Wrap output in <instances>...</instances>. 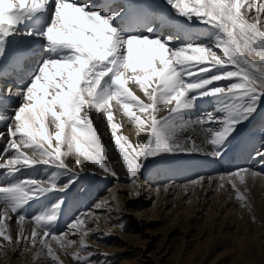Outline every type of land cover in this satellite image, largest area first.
Returning <instances> with one entry per match:
<instances>
[{"label":"snow or ice","instance_id":"snow-or-ice-1","mask_svg":"<svg viewBox=\"0 0 264 264\" xmlns=\"http://www.w3.org/2000/svg\"><path fill=\"white\" fill-rule=\"evenodd\" d=\"M130 2L126 0L120 12L105 16L93 10L92 0H0V63L8 38L17 35L23 23L49 8L53 12L43 33H19L47 43L48 57L38 74L27 87H0V123L6 125L0 131V172L14 177L47 166L72 177L66 185L56 177L31 176L0 184V248L4 242L39 244L38 257L46 254L60 264L50 241L62 248L73 246L77 241L66 237L81 233L79 244L87 250L82 217L90 209L78 210L59 231L58 220L69 209L63 199L31 216L26 210L48 193L68 188L78 177L76 169L85 170L84 162L117 177L94 118L106 122L130 183H137L141 175L171 156L204 153L223 159L240 126L264 104V25L258 16L252 23L245 14L254 7L257 13L264 12V4L256 5L255 0H165L176 17L207 30V43L190 37V42L177 45L171 36L154 35L153 27L147 28L148 35H126L115 26ZM205 98L214 101V108L195 115L198 102ZM164 112L167 115L161 116ZM124 117L135 127V142L121 131ZM186 133H195L200 142ZM67 156L75 158L76 168L66 163ZM262 157L264 152L257 151L252 158L264 163ZM262 173L238 166L219 174V186L230 183L237 202L247 207L237 180L244 185L246 176L254 179ZM203 180L197 177L191 183L199 185ZM13 215L19 226L15 237L9 230ZM26 220L32 225L30 232L24 227ZM73 258L78 264H90L78 253Z\"/></svg>","mask_w":264,"mask_h":264},{"label":"rangeland","instance_id":"rangeland-1","mask_svg":"<svg viewBox=\"0 0 264 264\" xmlns=\"http://www.w3.org/2000/svg\"><path fill=\"white\" fill-rule=\"evenodd\" d=\"M263 1L259 0L258 2L261 4ZM251 16L255 22L254 14ZM260 18L263 25L264 12L260 14ZM169 31L166 32L169 33ZM255 59L259 58L255 57ZM263 118L264 104L261 105L255 116V124L258 123L257 120H261L260 123L257 126L254 124L253 126L251 124V127L248 126L243 131V137L241 136L237 147L233 148V163H236L240 158L245 162L241 166L264 170V163L257 159L253 162L251 156L257 151L264 152ZM259 128H262V134H258ZM244 142H248V144ZM254 143L256 144L254 145ZM260 159L264 160V157ZM159 166H162L167 173L172 172L169 173L170 176L171 174L175 175L171 170L172 167L165 162L150 170L151 174L158 175L162 170L158 169ZM229 170L212 172V175L209 173V176L213 177L217 174L219 176V173L226 174ZM146 173L139 177L137 183H130V177L117 180L101 178L106 187H103L104 190L101 188L99 192L90 194L82 209H90L82 217L85 221L82 231L88 233L87 236H84V242L88 248L82 250L79 244L81 233L70 234L66 239L75 240L77 243L69 247H60V252L63 251V254H56L60 264H78V260L73 258L77 253L82 261L90 260V264H264V173L256 177L261 179V188L258 192L254 189V179L256 178L248 177L244 185L239 184L237 180L241 193L246 197L247 207L237 202L231 184L220 188L219 181L214 179L206 181L208 180L206 179L198 188L199 193H195L182 187V185H187L188 181L177 184L171 179L159 184V182H153L151 178H146ZM81 176L84 177L82 180L87 182L92 179L93 173L86 171ZM205 176L203 178H209L208 175ZM176 184L181 187L176 188L178 191L169 188L177 186ZM132 189L135 190L132 191ZM157 189L159 190L157 191ZM185 190L188 191L183 192ZM199 194H204L209 198H216L223 194L225 207L222 209L219 207L220 205L214 204L216 206L213 209L210 206L212 202H210L204 209L198 210L196 203L198 204L199 201L196 202L195 196ZM182 198L183 200H180ZM97 202L102 204L100 208H95L94 205ZM188 210L190 219L186 222V217L183 216L185 214L182 212ZM214 215L216 217L212 222ZM68 218L64 215L60 217L58 231L63 229ZM205 222L207 225L212 224V229L211 231L204 230L198 237L199 231L197 230ZM171 223L178 224L179 232L168 241L166 230ZM216 223L217 225L223 224L222 229L216 228ZM157 231L160 232V235ZM55 244L57 243L55 242ZM25 248L27 251L24 250ZM7 251L5 247L0 248V264H19L22 262L20 260L22 257L29 259L28 261L32 264H57L46 254L37 256L42 252L39 244L35 247L24 245L23 249L17 253L11 252L10 254ZM89 253H91L90 257Z\"/></svg>","mask_w":264,"mask_h":264},{"label":"bare ground","instance_id":"bare-ground-1","mask_svg":"<svg viewBox=\"0 0 264 264\" xmlns=\"http://www.w3.org/2000/svg\"><path fill=\"white\" fill-rule=\"evenodd\" d=\"M156 1L160 3V7L158 10L155 11V14L156 13L158 14L159 11H161L162 14L165 15V17L160 18V24L158 26V29H156L154 31V33H153L154 35L161 36V33L163 30L169 29V30H171L170 35H172L173 39L177 41V45H179L180 43H184V42H190V40H189L190 37H200L201 39L199 42H203V43L208 42V40L204 39V34L207 30L204 29L203 26H199V25L194 26V25H190V24L183 22L181 18L176 17L175 13L169 9V7L165 4V0H156ZM258 1L259 0H255L256 5H260ZM250 2H251V0H250ZM261 4H264V1L261 2ZM261 13L262 12L257 13L255 11V7H254L252 11L246 12L245 14L248 16L250 22L255 23L257 16L259 17V19L261 21V18H260ZM253 14H254L255 22H254L253 17L251 16ZM262 22L264 23V18L262 19ZM263 30H264V27H263ZM174 32H177L179 35L173 36ZM18 35L21 36L20 34H18ZM24 37H26V36L22 35L21 38L24 39ZM41 65H42V63L38 66L37 71H39V67ZM130 87H133L134 90H136L135 86L130 85ZM137 93L139 95H141L142 98H144L143 94L140 93L138 90H137ZM11 103L13 106H17L15 101H13ZM214 106H215L214 101H212L211 98H205V100L198 102V108L196 109L194 114L199 115L201 110L211 111L214 108ZM256 114L248 122H246L245 124L240 126V128L238 129V132L236 134L235 139L232 140V143L229 145L226 156L223 159H214V158L209 157L208 155H205L204 153H193L190 155L171 156V157H168V158L162 160V162H165V163H167V165H170L173 168V169L171 168V170L174 171L175 175L173 174V176H172V174H171V176H170L169 173H172V172L167 173L166 170H164V168H163L159 172L158 175L154 176L153 174H151V171H149L145 174V177L148 179L151 178L153 182H155V183L159 182V184H163V183H165L171 179H173V182L177 183V184H182V183H185L184 181H188V183H186L188 190H190L191 192L199 193L198 188H200L202 186V183L197 185V184H193L191 182L194 181L197 177H203L205 175H206L205 177H207V175H208L209 178H204L203 182H205L206 179H208L206 181H211L213 179L219 181L218 174H217V176L213 175V177H210L209 173H211V175H212V172L214 173L217 170L222 172L221 169L224 168L227 164H229L230 150L233 146H235L239 143L241 136L243 135V131L248 126H250L251 124H252V126H253V124L257 126V124L259 123L258 122L255 124ZM160 115L161 116L167 115V112L161 113ZM117 119L119 120V119H121V117L118 115ZM262 122H263L262 124H264V121H262ZM94 124L97 127L98 131L102 134V140H103L104 144L108 147V163H109V166L117 173V177L119 179L129 178V176L126 173V168L124 167L122 160L118 155V152L113 148L112 140L110 138V134H109V131L107 129L106 122H101L100 120H96L94 118ZM123 124H124V127L121 130L122 133L124 135H127L131 141L135 142L136 141L135 127L127 122L126 117L123 118ZM253 128L255 129L256 127H253ZM5 130H6V125L3 123H0V131H5ZM256 131H257V129H256ZM261 131H262V128H259L258 134H262ZM188 134L193 135V138L197 139V143L200 142L201 137L197 136L195 133H186V135H188ZM143 135L144 134L142 133L141 138H143ZM246 143L248 144V142H246ZM255 144L256 143H254V145ZM205 147L210 148L209 145H206ZM2 148H3V142H0V155H3ZM240 149H241V147H240ZM253 154L254 153H252V155H251L252 157H253ZM64 159H65L66 163H68L70 166H73L74 168H76L74 157L67 156V157H64ZM195 161L197 162V164H196L197 167L194 165ZM253 162H255V159H253ZM227 166L229 168L231 167V165L230 166L227 165ZM83 168L85 169L84 171H79L78 168L76 169L78 172V177L74 183L69 185L68 188L64 189L63 191L50 192L43 198L42 201L32 202L27 207L26 215L31 216V215L37 214V213L43 211L45 208H50L58 200L63 199L69 205V209L64 211L61 214V216L62 215L67 216V217L73 216L78 210L83 209V207L87 203L86 201H87V198H89L90 194L97 193V192H99V189L106 187L103 185L104 180L102 183L101 178L103 179V177H107L109 179H116V180L118 179L117 177H113L112 175L105 173L103 170L99 169L97 166L92 165L88 162L83 163ZM86 171L93 173L92 179L90 181H87V182L83 181L82 178L84 179V177L81 176V174L83 172H86ZM164 174H167V176H164ZM25 176H31V177L38 178V179H51L53 177H56L58 179V182L61 185L68 184L69 181L72 179L70 174H61V173H58L56 171V169H54V168H49L47 166H38L36 169H28V170L22 171L14 177L9 176L6 171L0 172V184H8V183H11L12 180H14V179H20V178H23ZM160 176H162L163 178L160 179ZM247 178H248V176H246V179ZM260 181H261L260 178L254 179V186H255L254 189L256 192H258L261 188ZM106 183H105V185H106ZM228 184H230V183L225 182V186H227ZM219 185H220V181H219ZM182 187L185 188V185L184 186L182 185ZM169 188L177 190L176 188H181V187H179L177 185V186H170ZM165 189H168V188H165ZM103 190H104V188H103ZM133 190H135V189H132V191ZM188 190H185L183 192H187ZM204 193H205V191H204ZM146 195H145V197H146ZM203 195L204 194H201V195L199 194V195L195 196L196 202L199 201L198 204L196 203V206H198L197 207L198 210L204 209L206 207V205L209 204L210 202H212L210 204V206L213 209L216 206L214 204H217V206L220 205L219 207L222 209H223V207H225V202H223V199H224L223 194L216 196V198H214V197L209 198L206 195H204V196ZM180 200H183V198ZM162 205H164V204H162ZM182 213L185 214L183 216H184V218L186 217L185 218L186 222L189 221L190 211L188 210V211H184ZM158 214H160V213H158ZM162 215L164 216V214H162ZM209 216H210V213H209ZM215 217H216V215L213 216L212 222L214 221ZM16 220H17L16 215H13L11 221H9V223H10V229L9 230L11 231V233L14 237H15L17 230H18V227H19L16 223ZM24 227H25L26 231L30 232L32 225L26 220ZM197 227H199V226H197ZM215 227L216 228L220 227V229H222L223 224L217 225V223H216ZM188 228H191V227H188ZM188 228H186V229H188ZM178 229H179L178 224H172L171 223V225H168L167 230H166V239H168V241H169V239H172L173 235H175L179 232ZM211 229H212V224L207 225L205 222L203 226L200 225V227L197 230V231H199L198 237H200V234L202 232H204V230L211 231ZM158 232L159 231H157V233ZM183 232H184V230H183ZM153 234H155V233H153ZM158 234L160 235V232ZM50 242H51L52 248L54 249L55 254H59V253L63 254V251L60 252L61 246H59L58 244H55V241H50ZM24 245H27V244H24L23 242L13 243V244H8L7 242H4V247L7 248V250H8L7 252L10 254H11V252L17 253V251H19L20 249H23ZM28 245L30 247H32L31 244H28ZM198 247H200V245H198ZM10 250H12V251H10ZM63 258H66V257H63ZM68 259H70V257H68ZM20 260L22 262L19 264H32L28 261L29 259H27L26 257H22ZM20 260H19V262H20Z\"/></svg>","mask_w":264,"mask_h":264}]
</instances>
